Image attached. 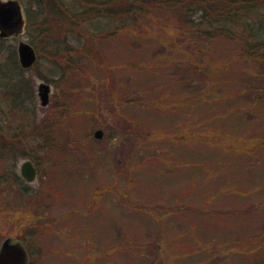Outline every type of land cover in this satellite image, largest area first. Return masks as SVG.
I'll return each instance as SVG.
<instances>
[{
    "label": "rangeland",
    "instance_id": "obj_1",
    "mask_svg": "<svg viewBox=\"0 0 264 264\" xmlns=\"http://www.w3.org/2000/svg\"><path fill=\"white\" fill-rule=\"evenodd\" d=\"M17 1L23 30L2 37L0 65L10 47L20 64L22 40L35 48L30 0ZM172 15L152 10L134 27L101 17L89 28L124 30L86 33L80 47L67 32L77 51L92 39L105 64L40 58L26 69L24 107L0 97V244L25 239L35 264H247L230 249L264 228V67L234 40L179 33ZM240 70L247 99L223 85ZM40 82L51 85L46 105ZM27 160L28 193L4 183Z\"/></svg>",
    "mask_w": 264,
    "mask_h": 264
},
{
    "label": "trees",
    "instance_id": "obj_2",
    "mask_svg": "<svg viewBox=\"0 0 264 264\" xmlns=\"http://www.w3.org/2000/svg\"><path fill=\"white\" fill-rule=\"evenodd\" d=\"M136 3H142L141 8H138ZM195 8L201 13L197 18L191 17L193 13H190ZM29 10L31 12H28V20L31 23L30 26H33L30 32L35 37L32 43L38 53L35 64L40 58H44L52 63L54 69L56 64H62L64 61L70 63L76 61L75 55L79 59H88L90 56L92 60H98L103 64L106 62L103 53L93 45L92 39H89V43L85 46L82 45V50L77 51L75 47H71V42L68 40L71 32L74 33L71 40L76 38L77 41L74 44L80 47L79 40L86 33L90 36H93L92 33L115 36L124 30L117 27L115 30L97 31L99 24H95L100 22L101 17L107 19L106 23L115 19L121 21L122 18H129L130 21L134 20V27L138 15L152 14V10L154 13L166 11L173 14L172 17L177 15L176 18L179 17L181 20L178 21L179 33H194L197 30L209 35L210 38H226L240 43L245 49L241 59L251 60L252 65L262 64L264 67V0H30ZM204 22L207 23V27L200 28L199 24ZM90 25L97 27H93L95 29L93 30L89 28ZM176 27L173 26V28ZM67 32H70L69 36ZM77 36L81 37L77 38ZM247 38L252 41L248 43ZM3 46V38H0V51ZM71 48H73L74 56H69ZM10 49L8 60L3 62L4 65H0V97L7 99L6 102L10 103L11 109L16 112L17 109L24 107L25 94L31 93V87L34 84L27 77L26 69L20 66L14 48L10 47ZM75 68L78 69V64ZM221 70L223 67L217 68V71ZM234 76L226 84L220 81L217 83L230 87L231 90L228 92L233 97L249 98L250 94H244L247 92L246 73L240 70L234 73ZM132 205L144 208L133 202ZM251 209L253 208L231 209L229 213L244 215ZM230 251L240 253L247 260V264H264V228L247 239L233 241Z\"/></svg>",
    "mask_w": 264,
    "mask_h": 264
},
{
    "label": "water",
    "instance_id": "obj_3",
    "mask_svg": "<svg viewBox=\"0 0 264 264\" xmlns=\"http://www.w3.org/2000/svg\"><path fill=\"white\" fill-rule=\"evenodd\" d=\"M24 22L22 7L17 0H0V35L2 37H7L9 33L22 31ZM18 53L20 63L24 68L32 66L37 59L35 49L26 41L19 42ZM38 90L42 105H46L50 99L51 86L45 82H41ZM95 136L102 138L103 131L101 129L96 130ZM22 171L28 180L34 179L35 169L31 161H26L23 164ZM26 254L21 244L12 243L10 239H7L0 250V264H26Z\"/></svg>",
    "mask_w": 264,
    "mask_h": 264
},
{
    "label": "flooded vegetation",
    "instance_id": "obj_4",
    "mask_svg": "<svg viewBox=\"0 0 264 264\" xmlns=\"http://www.w3.org/2000/svg\"><path fill=\"white\" fill-rule=\"evenodd\" d=\"M30 161H31V160H30ZM24 163H25V162H23L22 165L20 166V175H16L15 172H14V173L12 172V174H11V173H10V172L12 171V169H11V170H9V173L6 175V179H5L4 183H5V184H6V183L8 184L10 181H13L14 183H18L17 187L19 186V188H20L21 190H23V192L28 193V192L25 191V190H27L29 187H28L27 185H25V183H26V184H29V183H32L33 181H35V179H36V177H37V167H36L35 164L31 161L32 166H33V168L35 169V177H34L33 180H28V179L25 177V175L23 174V171H22V169H23V164H24ZM7 239H10L12 243H19V244H21V245L23 246V248L25 249V251H26V253H27V254H26V255H27V258H26L27 263H26V264H35V263H34V262H35V259H33V255H32V253H31V251H30V248H29V246H28V244H27V243H29V242H28V241H25V242H24L25 239H23V238H13V237H7V238H5V239L1 242V244H0V250L2 249V246H3L4 242H5ZM31 240H33V239H31ZM35 241H36V239H35Z\"/></svg>",
    "mask_w": 264,
    "mask_h": 264
}]
</instances>
